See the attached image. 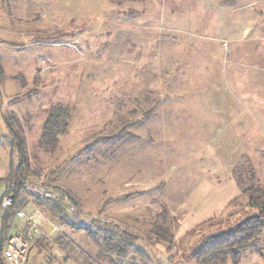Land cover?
<instances>
[{
  "label": "rangeland",
  "instance_id": "obj_1",
  "mask_svg": "<svg viewBox=\"0 0 264 264\" xmlns=\"http://www.w3.org/2000/svg\"><path fill=\"white\" fill-rule=\"evenodd\" d=\"M0 58V179L18 164L2 142L14 113L38 174L27 204L62 199L75 264H110L98 242L125 232L116 264H194L250 211L243 190L264 187V0H0ZM59 102L69 129L36 155ZM240 264H264V230Z\"/></svg>",
  "mask_w": 264,
  "mask_h": 264
},
{
  "label": "trees",
  "instance_id": "obj_2",
  "mask_svg": "<svg viewBox=\"0 0 264 264\" xmlns=\"http://www.w3.org/2000/svg\"><path fill=\"white\" fill-rule=\"evenodd\" d=\"M221 2L232 4L235 0H221ZM3 76V62L0 58V78ZM1 99L2 91L0 90ZM72 116L73 109L70 106L59 102L52 108L44 122L43 131L37 143L36 155L39 152L51 154L57 150L61 136L66 134L69 129ZM4 123L7 128V134L2 137V142L9 145L12 149V155H16L18 162L17 166H15V162L12 159L10 174L4 179H0V186H5L3 197L11 196L13 198L11 207L6 210L2 218L3 242H6L9 238L8 230L13 219L28 203L26 196L28 194L34 195V193H29L26 188L29 179L32 175L38 174L32 168L26 136L19 117L14 113L10 115L5 113ZM53 174L55 175L56 173L53 172ZM252 179H254V176ZM239 185L243 186V182H239ZM64 194L67 195V193ZM243 194L248 197V209L251 212H246L245 217L235 225L220 229L201 240L190 250L188 257H186L187 261H191L194 264H240L243 254L260 242V236L264 230V187L254 185L243 190ZM69 198L72 201L71 196ZM45 201L47 200L39 195L35 196V204L38 207L42 208L40 206L41 202ZM47 202L50 204V212L53 218H59L58 221L63 226L71 225L67 221L68 210L62 201ZM1 210L2 207L0 205V212ZM75 219L77 221V218ZM155 233L159 239L170 238V242L173 240L172 235L168 237L169 235L165 229L156 227ZM117 237V239L105 237L102 240L103 242H98L100 245L98 261H108L110 264H116L113 256L116 259L123 260L128 255L130 248L133 247V244L129 243V239H133V235L125 232L124 236L119 235Z\"/></svg>",
  "mask_w": 264,
  "mask_h": 264
},
{
  "label": "crops",
  "instance_id": "obj_3",
  "mask_svg": "<svg viewBox=\"0 0 264 264\" xmlns=\"http://www.w3.org/2000/svg\"><path fill=\"white\" fill-rule=\"evenodd\" d=\"M4 193L5 189L2 193H0V195H4ZM20 211H23L27 216L32 217L37 223L41 225L44 230L48 231L51 235L50 240L40 241L31 250L26 264H75L74 261L80 258L79 254H71L70 252L64 253L62 250H60L63 249V247L60 245L59 242H57L61 237L68 236V238L71 239L69 231L64 228L65 226L67 227V225H64V227L60 228L62 230L61 232H63L64 234L62 236V234L60 235V233L58 232L54 233L55 231L53 230L52 225L57 224L55 222L56 220H58V218H53L50 211L47 214L45 213L46 211H44L43 208H40L32 203L27 204ZM26 227L27 224L25 220L16 216L12 221L10 229L8 230V236L11 237L14 235H23L26 231ZM48 243L51 245V247H55L56 249L53 248L51 250L50 247L47 246ZM0 264L9 263L5 262L2 258L0 260Z\"/></svg>",
  "mask_w": 264,
  "mask_h": 264
},
{
  "label": "built area",
  "instance_id": "obj_4",
  "mask_svg": "<svg viewBox=\"0 0 264 264\" xmlns=\"http://www.w3.org/2000/svg\"><path fill=\"white\" fill-rule=\"evenodd\" d=\"M30 191L29 187H26ZM49 198L59 200L61 197L66 199L65 195H60L57 192L50 191ZM47 197L49 195H46ZM1 197V196H0ZM62 201V199L60 200ZM13 198L11 196L1 197L0 205L2 210L0 212V260L9 264H26L29 253L40 242L50 238V233L37 225L31 217L27 216L23 211H19L17 216L23 218L27 224L26 231L23 235H14L3 242V222L2 218L6 210L12 205ZM53 230L59 229L58 224H53Z\"/></svg>",
  "mask_w": 264,
  "mask_h": 264
}]
</instances>
